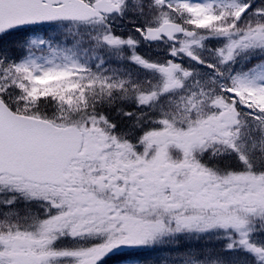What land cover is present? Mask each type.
Wrapping results in <instances>:
<instances>
[{"label": "snow or ice", "instance_id": "1", "mask_svg": "<svg viewBox=\"0 0 264 264\" xmlns=\"http://www.w3.org/2000/svg\"><path fill=\"white\" fill-rule=\"evenodd\" d=\"M116 256L264 264V0H0V264Z\"/></svg>", "mask_w": 264, "mask_h": 264}, {"label": "trees", "instance_id": "2", "mask_svg": "<svg viewBox=\"0 0 264 264\" xmlns=\"http://www.w3.org/2000/svg\"><path fill=\"white\" fill-rule=\"evenodd\" d=\"M169 254L166 251L153 252L151 254H141L140 259H150L159 262L163 258L167 257Z\"/></svg>", "mask_w": 264, "mask_h": 264}, {"label": "rangeland", "instance_id": "3", "mask_svg": "<svg viewBox=\"0 0 264 264\" xmlns=\"http://www.w3.org/2000/svg\"><path fill=\"white\" fill-rule=\"evenodd\" d=\"M113 258H116V259H120V260H122V259H127L128 257H126V256H116V257H113ZM112 258V259H113ZM122 258V259H121Z\"/></svg>", "mask_w": 264, "mask_h": 264}]
</instances>
